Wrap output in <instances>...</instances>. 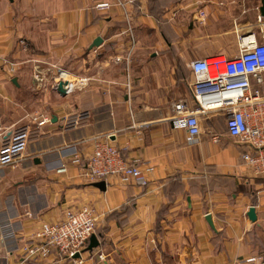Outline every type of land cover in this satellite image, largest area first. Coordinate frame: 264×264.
Returning a JSON list of instances; mask_svg holds the SVG:
<instances>
[{
  "label": "crops",
  "instance_id": "obj_1",
  "mask_svg": "<svg viewBox=\"0 0 264 264\" xmlns=\"http://www.w3.org/2000/svg\"><path fill=\"white\" fill-rule=\"evenodd\" d=\"M96 1L0 0V145L17 128L28 135L0 165V264H233L264 249V176L242 160L249 146L223 114L202 117L194 141L171 121L175 101L193 102L189 62L234 56L239 36L257 32L260 0H138L105 11ZM128 50V61L115 60ZM60 69L87 81L62 93L51 86ZM106 137L124 159L152 167L147 185L83 176L94 139ZM82 205L97 215L98 244L81 263L54 248L23 251L43 222Z\"/></svg>",
  "mask_w": 264,
  "mask_h": 264
},
{
  "label": "built area",
  "instance_id": "obj_2",
  "mask_svg": "<svg viewBox=\"0 0 264 264\" xmlns=\"http://www.w3.org/2000/svg\"><path fill=\"white\" fill-rule=\"evenodd\" d=\"M136 3L138 0H101L96 1L94 7L105 11L113 5ZM198 16L203 20L205 11L199 9ZM237 48L238 51L232 57L211 55L189 62L192 71L190 97L193 102L188 103L187 99L175 101L171 121L173 127L187 130L188 139L194 141L202 132V117L211 113L223 114L228 133L249 146L241 154L242 160L254 173L264 176V16H258L257 32L239 36ZM129 50L123 57L115 56V60L128 61ZM32 79L40 87L45 77L35 68ZM59 80L67 81L65 92L69 93L75 85L85 83L87 78H72L67 70L60 69L51 80V86L57 88ZM47 119L44 115L42 122ZM27 140V131L17 128L0 145V165L13 162ZM91 149L82 170L87 179H106L115 175L121 181H134L139 186L148 184V172L152 167L142 169L135 162L124 159L121 149L108 137L94 139ZM69 150L73 162H82L83 157L78 149L72 146ZM63 215L60 221L43 222L35 231L34 239L22 246L29 257L46 256L54 248L81 263L85 246L95 232L97 215L88 205L77 209L68 208ZM76 253L79 256L75 257ZM233 264H264V249L238 258Z\"/></svg>",
  "mask_w": 264,
  "mask_h": 264
},
{
  "label": "water",
  "instance_id": "obj_3",
  "mask_svg": "<svg viewBox=\"0 0 264 264\" xmlns=\"http://www.w3.org/2000/svg\"><path fill=\"white\" fill-rule=\"evenodd\" d=\"M258 10H259V14L264 16V0H260V5L258 7ZM102 40L101 37H97L94 42H93V45H97L100 43V41ZM58 87H57V90L62 92V93H65V87L67 86V81L65 80H59L58 82ZM95 184H97L98 186L100 187H104L105 185V181L103 180H98V181H95ZM248 216L251 220H255L256 219V213H255V210H254V207L253 206H250L248 208ZM210 214L206 216V219L208 220V222H211L210 220ZM98 244V239H97V236L93 233L90 238H89V242L88 244L85 246V250H92L96 247V245ZM79 256V253H76L75 254V257Z\"/></svg>",
  "mask_w": 264,
  "mask_h": 264
}]
</instances>
